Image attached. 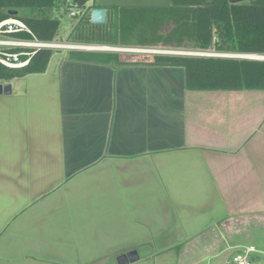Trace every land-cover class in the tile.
I'll list each match as a JSON object with an SVG mask.
<instances>
[{
  "label": "crops",
  "instance_id": "crops-1",
  "mask_svg": "<svg viewBox=\"0 0 264 264\" xmlns=\"http://www.w3.org/2000/svg\"><path fill=\"white\" fill-rule=\"evenodd\" d=\"M107 3L90 15L115 20ZM53 58L0 97V264H91L146 232L200 235V263L253 247L264 264V92Z\"/></svg>",
  "mask_w": 264,
  "mask_h": 264
},
{
  "label": "trees",
  "instance_id": "trees-1",
  "mask_svg": "<svg viewBox=\"0 0 264 264\" xmlns=\"http://www.w3.org/2000/svg\"><path fill=\"white\" fill-rule=\"evenodd\" d=\"M90 1L0 0V22L10 17L21 18L39 39L55 41L61 21L50 12L59 6H64L66 11L73 7L84 9L85 13L80 17L78 26L84 19L91 22L90 10L93 5H88ZM23 8H30L32 13L29 16L20 13L12 16L9 13L10 10L20 11ZM109 8L115 13V20L109 17L106 23L121 30L118 32L120 35L139 27V39L143 46L155 47L160 41H165L168 47L186 48L185 43L190 41L196 50L203 52L212 50L218 53L264 55V0L237 4L229 0H172L169 5H112ZM172 22L175 27L166 35L161 34L164 25ZM23 36L30 37L28 34ZM107 43L118 45L119 41L114 39ZM53 53V49H41L29 65L19 69L8 68L0 63V82L45 72ZM143 53L138 56L135 53L116 51H74L69 53V57L77 61L117 67H182L189 91H264V60Z\"/></svg>",
  "mask_w": 264,
  "mask_h": 264
},
{
  "label": "rangeland",
  "instance_id": "rangeland-1",
  "mask_svg": "<svg viewBox=\"0 0 264 264\" xmlns=\"http://www.w3.org/2000/svg\"><path fill=\"white\" fill-rule=\"evenodd\" d=\"M101 4L104 2H109L105 4L108 10H110V6L118 5V6H130V5H169L172 4V0H96L97 4ZM250 1V0H249ZM106 9V8H105ZM30 8H23L19 11L22 16H29L32 12ZM72 10H65V7H56L50 13L52 16L59 17L61 24L59 28V33L55 38L56 42L59 43H68V45L72 47H58L53 49V61L50 67H55V63L59 57L69 55L70 52L74 51H116L120 53H135L138 56L144 55L143 52H173V53H218L215 51H198L195 49V45L187 41L185 44L186 48H176V47H168L165 44V41H158L159 44L155 47H150L149 45H141L142 42L139 39V27H136L124 35L118 34V32H122L117 28L111 27L109 24H97L94 25L90 22L89 19H84L78 26H76L80 20V17L71 16L70 12ZM119 22V21H118ZM119 25V24H118ZM76 27V28H75ZM175 27V23H169L168 25H164V27L160 30V33L166 35L170 29ZM116 30V31H115ZM117 32V34H116ZM118 40L119 42L124 41L125 43L114 45L107 43V41ZM101 42V43H97ZM103 42V43H102ZM100 47L104 49L100 50ZM109 48V49H108ZM182 69V68H181ZM184 69V68H183ZM185 72V70H184ZM18 83H22V80L13 81L15 88H17ZM2 83H5L3 81ZM255 92V91H253ZM264 92V91H262ZM13 94H0V97L3 101H8L9 98L15 97ZM5 102H0V107L3 106ZM119 236H109V241L116 240ZM130 240L132 243H124L123 246L116 247L114 251L111 246L108 251L103 249L101 252H93L97 258H94L91 264H118L117 257L120 255L121 251L119 248L121 247H133L136 248L140 258L134 262H130L129 264H206L200 263V251H195L197 248H200L201 238L200 235L193 237L192 239H188L186 236H160L153 235L151 233H142L141 235H137L134 237H125V240ZM95 243V240H92ZM136 244V245H132ZM224 246V245H223ZM125 250V249H123ZM110 251V252H109ZM233 251L229 250L223 253L216 261H219L220 264H227V260L231 259V253ZM119 254V255H118ZM231 254V255H230ZM99 255V256H98ZM230 256V258H229ZM101 257V258H100ZM216 264V262H214Z\"/></svg>",
  "mask_w": 264,
  "mask_h": 264
},
{
  "label": "built area",
  "instance_id": "built-area-1",
  "mask_svg": "<svg viewBox=\"0 0 264 264\" xmlns=\"http://www.w3.org/2000/svg\"><path fill=\"white\" fill-rule=\"evenodd\" d=\"M71 16L82 17L84 9L73 7ZM28 34L30 37H25ZM58 47H72L68 43L46 41L39 39L28 24L21 18L10 17L0 22V63L8 68L19 69L29 65L35 54L41 49H55ZM104 49H107L104 47ZM109 49V48H108ZM254 250L250 247L244 251H238L231 255L233 264H253L250 253Z\"/></svg>",
  "mask_w": 264,
  "mask_h": 264
},
{
  "label": "water",
  "instance_id": "water-1",
  "mask_svg": "<svg viewBox=\"0 0 264 264\" xmlns=\"http://www.w3.org/2000/svg\"><path fill=\"white\" fill-rule=\"evenodd\" d=\"M249 0H229L232 4L243 3ZM10 15H18V10H10ZM107 21V10L105 8H94L91 12V22L94 24H104ZM102 48V47H101ZM104 50V49H100ZM155 53H168V54H182V55H210V56H220V57H240V58H252L264 60V55L257 54H240V53H173V52H155ZM12 93V84L10 82L0 83V94L9 95ZM140 258L137 250H132L127 253L120 254L117 257L118 264H129Z\"/></svg>",
  "mask_w": 264,
  "mask_h": 264
},
{
  "label": "bare ground",
  "instance_id": "bare-ground-1",
  "mask_svg": "<svg viewBox=\"0 0 264 264\" xmlns=\"http://www.w3.org/2000/svg\"><path fill=\"white\" fill-rule=\"evenodd\" d=\"M107 48V47H106ZM100 49H102L101 47H100Z\"/></svg>",
  "mask_w": 264,
  "mask_h": 264
}]
</instances>
